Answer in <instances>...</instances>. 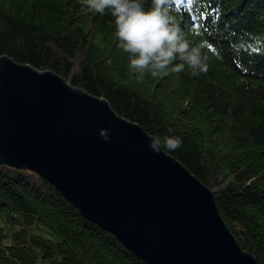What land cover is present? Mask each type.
I'll list each match as a JSON object with an SVG mask.
<instances>
[{
	"label": "trees",
	"instance_id": "trees-1",
	"mask_svg": "<svg viewBox=\"0 0 264 264\" xmlns=\"http://www.w3.org/2000/svg\"><path fill=\"white\" fill-rule=\"evenodd\" d=\"M165 8L190 47L203 45L206 73L176 72L177 59L139 77L115 17L85 0H0V57L58 74L161 142L180 137L164 151L213 192L240 248L264 264V0ZM0 264L149 263L40 175L0 163Z\"/></svg>",
	"mask_w": 264,
	"mask_h": 264
},
{
	"label": "water",
	"instance_id": "water-1",
	"mask_svg": "<svg viewBox=\"0 0 264 264\" xmlns=\"http://www.w3.org/2000/svg\"><path fill=\"white\" fill-rule=\"evenodd\" d=\"M107 129L105 141L100 130ZM103 98L0 57V163L37 173L149 264H258L213 192Z\"/></svg>",
	"mask_w": 264,
	"mask_h": 264
},
{
	"label": "clouds",
	"instance_id": "clouds-1",
	"mask_svg": "<svg viewBox=\"0 0 264 264\" xmlns=\"http://www.w3.org/2000/svg\"><path fill=\"white\" fill-rule=\"evenodd\" d=\"M87 7L96 13L115 17L117 37L120 47L129 54L130 68L142 77L150 72L153 77L166 71L173 61L179 59L174 71H182L185 64L192 69L193 75L207 72L206 56L202 55L203 45L190 47L178 25L172 22L165 8L166 0H151L146 10L147 0H85ZM138 77V79H139ZM171 131V129H169ZM100 136L110 141V132L100 130ZM180 137L150 140L149 147L156 153L167 149L174 151L182 146Z\"/></svg>",
	"mask_w": 264,
	"mask_h": 264
}]
</instances>
